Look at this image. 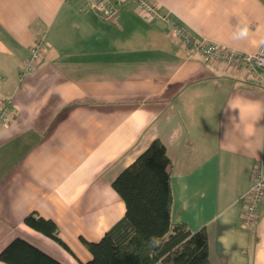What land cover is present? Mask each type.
I'll list each match as a JSON object with an SVG mask.
<instances>
[{"label":"crops","instance_id":"crops-1","mask_svg":"<svg viewBox=\"0 0 264 264\" xmlns=\"http://www.w3.org/2000/svg\"><path fill=\"white\" fill-rule=\"evenodd\" d=\"M147 1L156 16L133 0L89 11L86 0H0V251L19 237L62 264L89 260L80 237L97 241L125 212L111 182L158 139L171 222L204 228L211 264H264V199L251 228L240 200L252 168L264 173V84L204 61L168 24L251 54L264 43V0ZM238 24L247 39H233ZM36 43L40 60L22 75ZM31 212L71 252L27 227Z\"/></svg>","mask_w":264,"mask_h":264},{"label":"trees","instance_id":"trees-1","mask_svg":"<svg viewBox=\"0 0 264 264\" xmlns=\"http://www.w3.org/2000/svg\"><path fill=\"white\" fill-rule=\"evenodd\" d=\"M170 160L155 139L111 182L125 206L124 215L97 241L80 237L91 258L82 264H211L204 228L191 232L185 223L170 220L172 191ZM23 223L57 242L56 224L28 213ZM5 264H62L22 238H14L0 251Z\"/></svg>","mask_w":264,"mask_h":264},{"label":"built area","instance_id":"built-area-1","mask_svg":"<svg viewBox=\"0 0 264 264\" xmlns=\"http://www.w3.org/2000/svg\"><path fill=\"white\" fill-rule=\"evenodd\" d=\"M85 11L97 10L104 7L106 0H86ZM137 3L140 12L151 18L158 14V7L147 0H133ZM117 16V10L110 8L104 11V19L113 22ZM171 37L175 38L181 45L190 48L201 55L206 62L225 64L235 69H243L264 84V43L251 54L241 53L225 45L206 40L196 41L190 36L184 27L175 25L168 21ZM31 56L26 61L22 75L33 71L41 57V44L36 43L30 48ZM7 111H0V126L6 125ZM264 199V173L259 165L252 168L250 184L247 191L240 197L243 203L241 224L244 228H251L259 218V206Z\"/></svg>","mask_w":264,"mask_h":264},{"label":"clouds","instance_id":"clouds-1","mask_svg":"<svg viewBox=\"0 0 264 264\" xmlns=\"http://www.w3.org/2000/svg\"><path fill=\"white\" fill-rule=\"evenodd\" d=\"M250 29L246 24H238L236 30L233 33L234 40H245L248 38Z\"/></svg>","mask_w":264,"mask_h":264},{"label":"rangeland","instance_id":"rangeland-1","mask_svg":"<svg viewBox=\"0 0 264 264\" xmlns=\"http://www.w3.org/2000/svg\"><path fill=\"white\" fill-rule=\"evenodd\" d=\"M250 184V183H249ZM247 191V190H246ZM263 202V201H262Z\"/></svg>","mask_w":264,"mask_h":264}]
</instances>
